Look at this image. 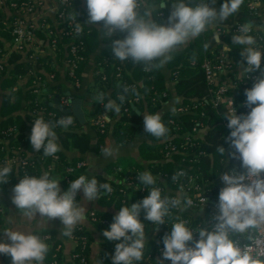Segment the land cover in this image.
Returning <instances> with one entry per match:
<instances>
[{
    "label": "clouds",
    "instance_id": "obj_1",
    "mask_svg": "<svg viewBox=\"0 0 264 264\" xmlns=\"http://www.w3.org/2000/svg\"><path fill=\"white\" fill-rule=\"evenodd\" d=\"M216 2L200 0L191 6L186 0H175L171 3L167 24H161L153 19L156 5L148 4L146 0H86L88 20L85 24L102 22L101 29L111 40L114 59L160 68L172 59L171 53L179 46H186L209 27L237 14L244 0H224L219 11L214 7ZM167 4L160 3L159 8L164 9ZM251 31L252 24L246 23L239 26V34L232 35V44L241 46V57L246 62L240 65L241 75L248 74L250 78L259 70L253 86L244 92L243 105L250 111L237 115V109L231 107L233 101L226 100L229 109L224 114L230 129L226 142L234 149L230 155L241 161L240 167L244 171L239 172L234 167L221 176L224 187L218 195V212L212 218L215 223L211 230L203 227L194 232L187 227L186 221L176 218L171 232L162 237L164 247L161 258L157 259L159 264L167 261L171 264H264V258L260 254L253 255L250 245L242 247L240 240L232 238L247 237L250 241L253 229H264V53L254 47L257 41L249 34ZM75 32L77 35L82 32L81 23L75 25ZM117 32L126 35L123 39L113 40ZM219 39L217 32L214 40L219 43ZM207 47L206 44L205 49ZM225 50L231 51L227 47ZM157 60L158 64L152 63ZM128 91L127 87L123 89L124 93ZM124 98L120 96L121 102ZM96 99L103 102L105 95L100 93ZM104 107L117 114L121 111L111 100ZM143 123L145 131L155 138L167 137L169 130L162 122L161 114L143 113ZM72 124L71 116L61 117L55 125L43 118L36 119L30 134L32 149L37 152L43 149L45 156L54 157L61 150L54 128L67 129ZM102 151L105 157L118 154L117 149L110 146ZM216 151L223 156L226 149L218 146ZM11 172L10 166L0 168V183L6 184ZM184 175L182 171L175 173L172 180L177 181ZM138 180L149 194L131 206L120 207L109 229L103 232V236L115 244L112 264H134L143 259L145 225L140 219L142 212L146 221L160 226L166 223L170 209L193 204L182 187L174 198L162 197L161 190L154 187L157 181L150 172L139 174ZM101 189L109 194L113 191L108 183L98 184L94 177L89 179L80 175L61 193L60 180L50 178L45 172L40 177L24 176L12 190V203L29 219L36 218L37 214L40 221L46 223L59 218L63 225L61 234L71 237L75 226L86 221V209L76 202L77 194L82 191L86 201H95L99 199ZM3 233L10 243L0 242V255L10 256L11 264H43L49 245L40 236L10 229ZM194 233H198L199 239L194 238Z\"/></svg>",
    "mask_w": 264,
    "mask_h": 264
},
{
    "label": "trees",
    "instance_id": "obj_2",
    "mask_svg": "<svg viewBox=\"0 0 264 264\" xmlns=\"http://www.w3.org/2000/svg\"><path fill=\"white\" fill-rule=\"evenodd\" d=\"M173 2L175 0H170L164 9L155 8L152 13L153 19H156L158 23L167 24V18L172 8L171 3ZM186 2L191 6H195L200 0H186ZM84 3L83 8L77 9L80 14H85L87 11L86 0H84ZM223 3L224 0H217L214 7L219 11ZM248 5V0H244L237 14L209 27L208 30L201 33L200 36L193 39L186 46H179L171 53L172 59L165 63L163 67H146L143 64H134L131 60H115V64L122 66L120 83L113 79L112 72H114V69L110 65L106 69L108 74L107 81L99 83L98 79L95 78V82L100 86L101 93L105 95L103 102L95 101L96 97L92 94L94 91L90 86H86V77L82 79V87L76 90L74 95L82 98L83 105L86 103L92 104V110L89 113L90 117H95L99 113L104 112L108 120L102 130L89 125L88 121L81 125L73 114L64 113L53 103L49 104L47 99L36 106H44L45 112L56 111L59 117L47 118L46 113L41 111L32 114V110L36 106L34 96L30 91H22L19 88L17 92L13 93L8 89L17 82L18 75H26V67L23 65L25 55L21 52L13 51L4 56L5 44L10 39V35L4 30L0 31V55H3L6 62V71L0 74V160L10 156H27L29 164L24 168L29 176L40 177L45 172H48L50 178L60 180L61 193H63L68 189L70 182L84 172L86 167L77 168L75 165L78 160L84 159L91 145L97 143L106 147L109 139L122 145L130 143L134 139L142 140L138 145L140 161L127 157L120 158L116 162L108 164L103 173L94 176L98 184L108 183L113 191L109 194L101 189L99 199L93 201L96 207L88 209V211L94 209L96 221L91 222L89 220L87 211L88 224H77L73 229L72 234L81 233L87 237L90 250L94 246L97 251L110 250L112 245V242L103 236V232L108 230L109 227L100 223L102 219L113 222V217L118 213L120 207L131 206L132 203L141 201L149 194L148 189L141 193L128 188L126 191L130 196V204L122 203L121 196L117 191L124 177H129L134 173L139 175L147 171L156 178L157 185L166 189V187L173 186L171 175L175 169L185 164L184 168L193 173H199L203 180H213L214 183L210 186V192L218 197L220 190L224 187L220 177L222 171L227 172L234 167L239 172H243L244 169L240 167V160L232 158L230 154L233 152V148L226 142L227 130L222 124L223 119H226L224 116L226 110L222 105L213 107L209 102L211 90L216 83H221L223 80L208 84L201 64L205 60L217 58L220 48L223 45H227L231 49L230 52H227L228 56L234 59V65L236 67L241 65L243 61L241 46L232 44V36L229 33H220L219 43L216 42L214 40V29L217 26L226 27L235 23L257 22L259 18L250 12ZM1 8L2 6L0 7V14L2 13ZM158 10L164 11L162 17H156V11ZM99 32L101 33V29L96 26H90V32L84 37L87 57L93 56L92 58L95 60L101 59L103 56L112 55L111 40L106 35L103 39V35H100ZM125 35L126 33H121L122 39ZM104 42L106 47L101 46ZM206 44L208 45L207 49H205ZM47 58H50V55ZM108 62L111 61L108 60ZM152 63L158 64L159 61H153ZM145 68L146 71L144 70ZM123 82H125V85L133 84L134 87L127 86L129 91L124 93L125 85ZM64 85V79L61 80L59 78L58 81L52 83L51 88L56 93H59L60 91L63 92L62 86ZM86 90L89 94H84ZM136 93H139L138 102L132 101V98L137 96ZM237 93L239 99L244 96L239 90ZM121 95L125 97L123 102L120 100ZM109 100L114 101L120 107L121 111L119 114L114 110L106 111L104 105ZM179 105H188L191 109L185 113L174 114L172 109ZM143 113L146 115L161 114L162 122L169 130L166 138L157 139L145 131ZM68 115L73 118L74 125L69 126L67 129L62 127L54 128L58 137L57 143L61 146V150L54 157L45 156L43 149L39 152L34 151L30 143V134L34 121L38 118H43L46 122L55 125L58 119ZM170 120H173L174 124H171ZM198 122H202L205 128L202 129L201 138L193 139V141L197 142V145L188 146L185 150L180 149L185 142L186 136L190 135L192 128ZM10 126H15L16 131L7 136L5 144L2 131ZM168 143L175 144L179 151L172 152L166 158V145ZM218 146H223L226 149L223 156L216 151ZM199 151H203L204 154L197 155ZM195 155H197V161L189 163V158ZM182 158H185V160L181 161ZM4 166L0 162V168ZM70 167H73L72 171L67 170ZM117 168H121L123 171L118 172ZM11 169L12 172L8 177L9 181L6 184L0 183V207L2 208L3 194L6 193L7 185H16L20 181L21 168L19 166H11ZM76 199L78 200V194ZM143 217L144 214L142 212L140 218L143 219ZM3 221L4 219L0 213V232L3 231ZM78 226H81L82 230H77ZM32 234L40 236L49 245L44 264L50 263L55 258L57 260L62 259L65 248L64 241L57 237L54 229H43ZM46 234L50 235L49 239L44 238ZM63 239H67V236H63ZM101 257L108 259L107 254H103ZM1 259L3 264L11 262L10 256L1 255Z\"/></svg>",
    "mask_w": 264,
    "mask_h": 264
},
{
    "label": "built area",
    "instance_id": "obj_3",
    "mask_svg": "<svg viewBox=\"0 0 264 264\" xmlns=\"http://www.w3.org/2000/svg\"><path fill=\"white\" fill-rule=\"evenodd\" d=\"M169 1L170 0H146L150 5L154 3L156 8L159 7L160 3L169 4ZM248 4L250 12L259 18V22H247L252 24V31L249 34L256 38L257 43L254 47L264 53V0H248ZM0 5L2 6L1 12L4 13L0 14V23L2 26H0V31L4 30L10 35V39L5 44L6 50L3 55L6 56L13 51L23 53L25 55L23 65L26 67L27 71L26 75L17 76V82L8 88L9 91L15 93L19 88L22 91L29 90L34 96L35 106L46 99L49 100V104H52L53 100L57 99V105L62 111L71 109L73 99L78 97L74 94L76 90L81 89L82 79L85 77L87 79L86 86H90L94 91L92 93L93 96L97 97L101 93V90L99 84L95 82V78L98 79L99 83L107 81L108 74L106 69L108 65L114 69V72H112L113 79L117 81V83H120L122 66L114 63L117 59H114L113 53H111V56H103L98 60L93 59V56L87 57L84 37L90 32V26H96L98 29H101L103 24L102 22H98L96 25L85 24L88 20V10L85 14H80L77 11L78 8L84 7V0H0ZM163 15L164 11H156V17H162ZM77 23H81L82 27V32L79 35L75 32V25ZM242 24L246 23H235L226 27L217 26L214 30L215 33H229L232 36L239 34L238 28ZM99 34H102L104 39L105 34L102 33V29ZM112 39H122L121 32H117ZM101 46L106 47V43L104 42ZM226 47L228 48L227 45H223L220 48L217 58L205 60L201 64L208 84H214L215 81L223 80L221 83H216L211 90L209 102L213 107L222 105L227 112L229 105L226 104L225 101L232 100L234 104H232L231 107L233 110L237 109V115L242 113L246 114L250 111L249 108L243 105L246 97L244 95L239 99L237 97V92L239 90L244 94L245 89H250L254 84L255 76L259 74V70L252 73L250 78L248 74L242 76L241 67H236L234 65V59L228 56V51L225 50ZM3 55H0V74L6 71V62L4 61ZM48 55H50V58H47ZM108 60L111 62H108ZM242 63L246 62L242 61ZM262 68H264V57H262ZM144 70L146 71V68ZM57 75L59 76L58 78ZM59 78L61 80L64 79L65 85L62 86L63 92L60 91L56 93L51 86L52 83L58 81ZM123 84L125 85V82H123ZM127 86L134 87L133 84L125 85V87ZM84 94L89 93H87L86 90ZM95 101H97L96 98ZM132 101L138 102L139 97L134 96ZM81 104L83 109V100ZM190 109L188 105H179L175 107L173 113H185ZM125 110H127V108H125ZM40 111L46 113L47 118L59 117L56 111L50 110L45 112L44 106H36L32 110V114H36V112ZM85 119L89 122V125L102 130L105 127V122L108 120V117L102 112L95 117L85 116ZM169 122L174 124L173 120ZM222 124L227 130L228 137L230 129L227 127V119H223ZM72 125H74V122ZM204 128L203 123L198 122L196 126L192 128L190 135L186 136L185 142L180 149L185 150L188 146L197 145V142L193 141V139L201 138V132ZM15 131V126H10L8 129L2 131L5 144L7 136ZM97 147L98 150L104 148L102 144H98ZM166 147V158H168L172 152L179 151V148L172 143H168ZM232 151H234V149ZM201 154H204V152L199 151L197 153V155ZM197 155L189 158L188 162L193 163L197 161ZM28 159L27 156L19 155L5 157L0 160V162L5 166H19L22 171L19 176L21 180L24 176H29L24 168L29 164ZM184 160L185 158L181 159V161ZM86 164L84 159H80L76 162L75 167L83 168L86 167ZM184 167L185 164L175 169L174 173L171 175L173 186L164 189L155 184L154 187L161 190L163 193L162 197L168 198H174L182 187L185 196L192 199V206L185 207L182 205L180 209H170V215L165 217L166 223L160 226L146 221L144 217L143 219L140 218L145 225L144 257L141 261L134 262V264H159L157 259L161 258V251L164 247L162 237L166 233L171 232V225L177 222V217L186 221L187 227L194 232L203 227H207L211 230L215 223L212 218L218 212V197L210 192V186L214 181L203 180L199 173H193ZM67 170L72 171L73 167ZM116 170L118 172L123 171L121 168H117ZM181 171L184 172L185 175L180 177L177 181H173L172 176ZM223 173L225 172L222 171L220 177ZM165 176H167V174H165ZM120 183L121 186L117 192L121 196V202L124 204H130V196L126 189L131 188L141 193L147 190L143 184H140L138 174L135 173L129 177H124L123 181ZM2 211L3 208L0 207V213H2ZM88 217L91 222L96 221L97 218L94 209L88 211ZM100 223L103 226L110 227L112 222L107 219H102ZM77 230H82V227L78 226ZM251 235L253 239L250 241L247 237L233 236L232 238L240 240L242 242V247L244 244L250 245L253 255L260 254L261 257L264 258V229L260 231L253 229ZM44 238L49 239L50 235L46 234ZM194 238L199 239L198 233H194ZM67 239L73 243L69 258H66L63 254L62 259L60 258L57 260L55 258L48 264H112V256L115 250L114 242H112L110 250L96 251V258L91 259L90 255L94 250L89 249V242L85 235L81 233L72 234V236L67 237ZM58 247H60V245H58ZM103 254H107L108 259L101 257ZM8 264H11V262ZM165 264H171V262L167 261Z\"/></svg>",
    "mask_w": 264,
    "mask_h": 264
},
{
    "label": "crops",
    "instance_id": "obj_4",
    "mask_svg": "<svg viewBox=\"0 0 264 264\" xmlns=\"http://www.w3.org/2000/svg\"><path fill=\"white\" fill-rule=\"evenodd\" d=\"M1 7V5H0ZM84 106V105H83ZM84 111V110H83ZM85 116L86 113L84 111ZM142 140L140 139H134L132 142L122 145L119 143L114 142L112 139L108 140L107 146H110L112 148L117 149L118 154L115 157H105L103 155V149L98 150L97 143L94 145H91L89 150L86 152L84 156V160L86 161V168L82 175L87 176L89 179L93 178L97 174L103 173L104 169L108 166L110 163L116 162L120 158H132L136 161H140L139 154H138V145ZM15 185L8 184L6 193L3 194V211H2V217L4 219L3 223V231L5 229H10L13 231H22L25 233H30L32 234L33 232L43 230V229H54L57 233V237L62 239L64 241V256L66 258H69L70 256V251L73 247V243L68 240V239H63V235L61 234V230L63 228V225L59 218L55 220H50L47 223L42 222L41 217L39 214H37L36 218H31L29 219L28 217L24 216L21 214V211L16 208V206L12 203V197H13V188ZM77 203L80 204V206L85 207L86 212L90 207H96L95 202L93 201H86L83 196V192L78 193V200L76 201ZM86 215V213H85ZM82 225H86L87 223V218L86 221L83 223H79ZM0 232V242H9L7 240V237L4 235V233ZM93 252H91V259L96 258V251L97 248H93ZM0 264H3L1 255H0Z\"/></svg>",
    "mask_w": 264,
    "mask_h": 264
},
{
    "label": "water",
    "instance_id": "obj_5",
    "mask_svg": "<svg viewBox=\"0 0 264 264\" xmlns=\"http://www.w3.org/2000/svg\"><path fill=\"white\" fill-rule=\"evenodd\" d=\"M57 99L53 100V104L57 106ZM82 100L80 97L74 98L72 101V107L70 110H62L64 113H71L74 115V117L76 118V120L81 124L84 125L86 123V119H85V115H84V111L82 109Z\"/></svg>",
    "mask_w": 264,
    "mask_h": 264
},
{
    "label": "rangeland",
    "instance_id": "obj_6",
    "mask_svg": "<svg viewBox=\"0 0 264 264\" xmlns=\"http://www.w3.org/2000/svg\"><path fill=\"white\" fill-rule=\"evenodd\" d=\"M83 110L85 111V113H86V115H87V117L89 116V113L91 112V110H92V105L91 104H84V106H83Z\"/></svg>",
    "mask_w": 264,
    "mask_h": 264
}]
</instances>
